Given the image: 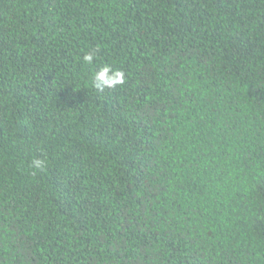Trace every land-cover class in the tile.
Returning a JSON list of instances; mask_svg holds the SVG:
<instances>
[{"label": "trees", "instance_id": "obj_1", "mask_svg": "<svg viewBox=\"0 0 264 264\" xmlns=\"http://www.w3.org/2000/svg\"><path fill=\"white\" fill-rule=\"evenodd\" d=\"M0 264H264V0H0Z\"/></svg>", "mask_w": 264, "mask_h": 264}, {"label": "clouds", "instance_id": "obj_2", "mask_svg": "<svg viewBox=\"0 0 264 264\" xmlns=\"http://www.w3.org/2000/svg\"><path fill=\"white\" fill-rule=\"evenodd\" d=\"M94 53H86L83 60L91 63L93 61ZM124 83V73L121 70H112L109 65H104L97 71L93 77L94 87L103 91L104 87H114L117 84ZM46 161L39 158H34L31 167L34 170L43 168Z\"/></svg>", "mask_w": 264, "mask_h": 264}]
</instances>
